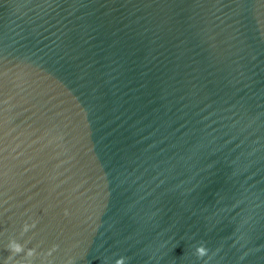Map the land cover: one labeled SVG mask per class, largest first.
I'll return each instance as SVG.
<instances>
[{
    "label": "water",
    "instance_id": "obj_1",
    "mask_svg": "<svg viewBox=\"0 0 264 264\" xmlns=\"http://www.w3.org/2000/svg\"><path fill=\"white\" fill-rule=\"evenodd\" d=\"M12 239L264 264V0H0V264Z\"/></svg>",
    "mask_w": 264,
    "mask_h": 264
},
{
    "label": "clouds",
    "instance_id": "obj_2",
    "mask_svg": "<svg viewBox=\"0 0 264 264\" xmlns=\"http://www.w3.org/2000/svg\"><path fill=\"white\" fill-rule=\"evenodd\" d=\"M31 227H35V224L33 223L29 225L28 223H25L22 231L27 232ZM57 247V245H53V248L49 250L48 255H50L51 251L55 250ZM7 249L10 255L5 259V264H10V262L13 260V257L19 253H24L26 258L24 260L17 261L16 264H33L32 258L36 256V250L34 248H28L25 251L24 245L15 239H12L9 241ZM195 254L200 258L205 257L208 254V249L204 246V244H200L195 248ZM126 259V257L121 256L115 260V264H126ZM69 264H71V261H69Z\"/></svg>",
    "mask_w": 264,
    "mask_h": 264
}]
</instances>
